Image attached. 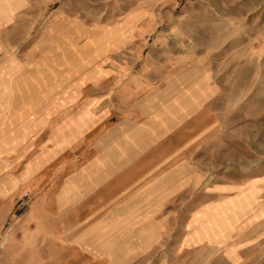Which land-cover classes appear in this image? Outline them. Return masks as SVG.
<instances>
[{"label": "rangeland", "instance_id": "374dc122", "mask_svg": "<svg viewBox=\"0 0 264 264\" xmlns=\"http://www.w3.org/2000/svg\"><path fill=\"white\" fill-rule=\"evenodd\" d=\"M41 1L0 46V264H264V102L181 85L168 0Z\"/></svg>", "mask_w": 264, "mask_h": 264}, {"label": "crops", "instance_id": "0c3cea01", "mask_svg": "<svg viewBox=\"0 0 264 264\" xmlns=\"http://www.w3.org/2000/svg\"><path fill=\"white\" fill-rule=\"evenodd\" d=\"M41 2L0 0V46L8 38L13 44H20L24 38L23 22L33 10L43 7ZM181 2L168 0L166 4L171 12L167 16L168 54L174 56L170 69L183 76L181 85L202 87L198 93L206 98L208 87L219 86L231 76L233 85L248 87L247 97L252 102H264V0H256L259 12L255 14L251 13L250 0H185L177 11ZM229 56H235V61H227ZM217 71L225 73L217 78L214 75ZM253 157L250 170L253 174L248 177L246 187L238 186L231 194L232 204L242 213L237 223L245 218L254 222L252 227L249 223L238 224L239 240L251 228L264 223V153H254ZM232 261L237 262L236 258Z\"/></svg>", "mask_w": 264, "mask_h": 264}]
</instances>
